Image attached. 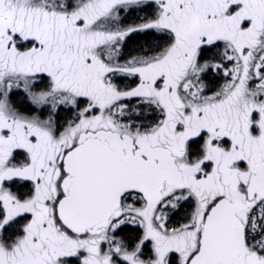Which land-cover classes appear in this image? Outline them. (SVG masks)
<instances>
[{
  "label": "snow or ice",
  "instance_id": "1",
  "mask_svg": "<svg viewBox=\"0 0 264 264\" xmlns=\"http://www.w3.org/2000/svg\"><path fill=\"white\" fill-rule=\"evenodd\" d=\"M0 264H264V0H0Z\"/></svg>",
  "mask_w": 264,
  "mask_h": 264
},
{
  "label": "trees",
  "instance_id": "2",
  "mask_svg": "<svg viewBox=\"0 0 264 264\" xmlns=\"http://www.w3.org/2000/svg\"><path fill=\"white\" fill-rule=\"evenodd\" d=\"M129 234H132L131 232Z\"/></svg>",
  "mask_w": 264,
  "mask_h": 264
}]
</instances>
